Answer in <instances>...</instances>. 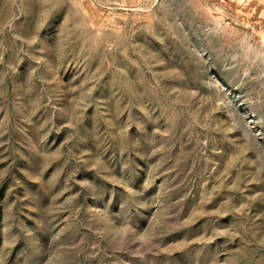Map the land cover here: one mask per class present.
Returning <instances> with one entry per match:
<instances>
[{
	"label": "rangeland",
	"instance_id": "rangeland-1",
	"mask_svg": "<svg viewBox=\"0 0 264 264\" xmlns=\"http://www.w3.org/2000/svg\"><path fill=\"white\" fill-rule=\"evenodd\" d=\"M0 264H264V0H0Z\"/></svg>",
	"mask_w": 264,
	"mask_h": 264
}]
</instances>
